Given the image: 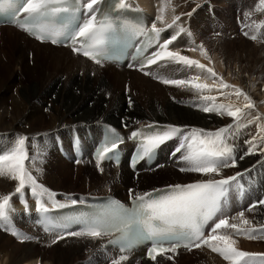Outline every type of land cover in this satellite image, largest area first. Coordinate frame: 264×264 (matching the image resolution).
I'll return each instance as SVG.
<instances>
[{
    "label": "bare ground",
    "instance_id": "6f19581e",
    "mask_svg": "<svg viewBox=\"0 0 264 264\" xmlns=\"http://www.w3.org/2000/svg\"><path fill=\"white\" fill-rule=\"evenodd\" d=\"M128 1L134 6V1H137V3H139L141 7L145 8L150 15L158 16L163 14L164 21L158 23L162 28L167 29V24L171 23L175 16H179L180 20L177 21L171 29H167L164 31L165 37L168 38L170 35L179 32L180 27L185 29L183 33L179 34L178 39L175 41L173 50L180 51L182 55H187L192 59L199 60L207 67H211L217 73V77H222L226 83L234 85L235 87L217 90L214 85L219 83L218 78H209L210 74L202 72L200 69H197L195 67L188 68L186 66L176 64L175 62L162 61L157 63L156 66L148 67L145 71L152 72L159 69L165 63H172L170 69L168 67L166 68L168 71H162L160 73L158 72V74H156V72H152L150 73V75H142L139 73L140 71L138 69H136L135 72H131L129 68H127V65L121 66L104 61H102L101 64H97L95 63V61L87 59L83 55L74 53L73 50L67 47L54 46L46 42H39L34 38L32 40V38L25 34L23 38L31 41L33 46H38L40 48V50L36 51H30L29 49L28 53L32 54V56L41 54L40 62L43 63L42 66H39L36 64V60H30L32 61V64H27V70H30L31 74L32 71H34V73H42V75L47 76V73L49 75L51 74V72L48 71L52 69L59 73H61L62 71V74L65 75L64 77L66 78V80H68L77 72H81L83 73V75H97L99 73V70L105 71L108 67H110L116 71L121 72L117 73V77L121 85L117 88H113L111 85H108L105 92H107L108 95H113V100H115L116 91L118 90V95L123 91L126 96V100L123 96L120 95L118 98V103L120 104L119 107H121L122 105H124V107L120 109L116 108L113 110V116L116 118H120L118 124L109 122L114 118L110 114V111L104 110L103 112L105 115L99 117V112L101 110L100 99L104 93L94 95L95 100L97 101L96 107L92 106L94 102L89 103V105L86 102V98H84L83 96L81 98H78L76 97V94H73L71 96V100L68 103L62 102L60 105H56V108L54 107L48 115L42 116L37 112L33 114L28 112L27 101L31 97L28 96L26 98H23L20 93L21 86L18 85L19 87H17L19 92V99L11 103L9 100L10 98L5 97V113L3 111H0V150H2L3 146H5L4 143H8L6 148H9L12 145L14 141L13 139L17 138L15 137V135L18 134L19 131L17 129V125L24 127L22 126V124L24 123V121H26V124H29V126L24 132L21 133L29 138L28 150L32 151V155L33 151L40 153L42 145L45 146L44 137L47 134L56 131L53 129V125L58 122V120L65 114L73 113V110L76 108H80L79 115H75L71 119L65 116L63 120L74 121L84 115H99V119L95 122H92V124L96 127L94 129L93 126L91 127L90 123H81L79 125L75 124L69 126L71 129H78V127L86 126L90 129V132L95 139H97L98 136H102L101 125L105 123L115 125L120 129L121 127H123V131H125L124 127L130 126L131 128L128 129L127 132H129L132 128L137 127L138 125L152 122H161L170 125L181 126L185 128V130L192 127L198 128L199 126H201L200 128L202 129L213 128L210 131H215L221 127L233 123L232 118L227 116H220L216 113H205L201 110L203 102L199 98L200 94L197 96L195 90H191L190 88L165 85L161 82V79H188V74H190V76L193 78L199 76L202 82L213 85L208 95L216 96V103H232L234 106L243 108V105L246 102L244 101L242 96L237 98L235 94L232 95L231 93L230 94L232 96H229V90L235 91L236 88H239L252 99L255 105L253 109L246 110L251 113L249 119L259 116L260 120L256 123L248 125L247 127L241 128L239 134L236 135L232 139V141L229 140L230 144L235 145V154L238 166L225 168L222 174L224 177H227L235 175L238 172L243 173L244 175L240 179V184H242L243 188L247 191L244 198H242V201H238L237 196L232 199V190L236 188L234 183L232 190L229 192L227 202L225 204L226 206L224 205L222 207V211L218 214L217 217L222 218L223 216H227L230 220V223H239V221L232 220L231 218L237 216L241 211H244V213L247 212L248 208L245 207L248 201L254 202L255 204L259 200L264 199V143H261L259 140H257L256 143L258 144V148L256 149V151L251 155H245L249 148V145L245 141L255 136L258 131V125L260 123H264V43H262V45H258L252 42V39L250 37L254 32L256 35V29H253L250 32L247 31V36L241 33L242 35H239L240 38L236 39L234 37L235 39L232 38V40L226 37L224 33L231 31L232 33H234V35L236 33L240 34L239 32H237L238 30L236 31L234 29L236 25H232L231 15L234 11L233 7L235 8V6L243 11L249 10V12H251V14L253 15V22L257 21L261 23V0H224L223 5L215 4L217 0ZM214 7L216 9V17L218 16V18H220L218 19V22L215 20L216 17L212 19L209 16L210 11L213 10ZM162 9L164 10L163 13H161ZM242 22H245L244 18ZM231 25L233 26V28H230ZM16 29L17 28H13V26L9 25L0 26L1 31L7 30L13 33H20V29L19 31H16ZM258 33L259 35H257V39L264 37V27L263 29L259 30ZM201 44H203L204 46L203 49L199 47ZM17 47L18 43L17 46L16 44H13V50ZM204 50H206L208 53L207 57L203 54ZM50 51L54 52L50 53ZM17 54L20 60H24L27 63L30 62L26 59H23L24 53L21 52L20 56L19 52ZM22 55L23 58L21 57ZM138 75H140V77ZM166 86L170 87L166 88ZM7 87L9 86H5V89ZM133 89L137 90V93L134 94L135 98H133L134 96L130 98ZM54 91L57 93L59 92L56 87L54 88ZM90 94L96 93L92 90V92L88 93V95ZM169 94H172L173 96L169 97ZM1 96L2 95L0 92V97ZM94 96L90 97L93 98ZM193 96L196 98L190 99L193 98ZM184 97L189 98L180 99ZM129 98L130 102H128ZM137 99L139 102L137 101ZM43 101H45V99H41L40 102ZM77 101L80 102V106L79 103H76ZM184 104L190 106L193 109L185 107ZM103 106L105 107L106 104H103ZM144 108H146L147 113H144ZM94 109L95 113H93ZM135 112H140V115H149L152 118L140 119L138 118L139 115L137 114L133 116V113ZM39 118H44L42 119V124H40ZM157 118H161L162 121L158 120ZM3 128H5V130ZM36 129H38L40 135L33 136L32 132ZM82 142L83 144L86 143V147L84 146V149H88L92 145V142H87L86 134L84 138L82 136ZM177 142H179V139L176 142H172L166 145L161 151L162 162L166 161L169 163L167 164V168L165 169L155 168L154 164L151 167L153 169L150 172L149 170H146L141 166L139 170L142 169V172H135L137 173V176L136 174H133L129 170V168L125 166V164H122L120 167L115 165V167H111L107 166V164L97 166V164L93 162L92 165L96 170L94 171L92 169V173L100 172L102 176L98 177L96 175L94 176V174H90L88 177H86L85 175V178H90L91 181H93V186H97L96 189L102 190V192L98 194L113 195V193L111 192V190H113L116 191L119 194V196H117L121 198H127L129 195V190L131 188H135V193L139 194L167 184L186 183L189 182L188 180L194 181L198 179H208L209 177L203 176L201 174L181 172L179 169L184 166V164L179 160L180 153H178L174 158H172V160H170V151L172 148H174L172 147L170 149V147ZM177 145H175V147ZM125 147L127 148L128 145H125ZM241 156H243V159H240ZM86 167L89 168L88 166ZM101 168L103 169V171H100ZM160 171H162L163 173L171 171L173 173L171 176L172 178L186 179L187 181L185 182L181 180H175L167 183H160L145 190L140 189L138 178H140L139 181H141L142 179L150 177L151 175H154ZM97 177L101 179L99 180V183L95 185ZM215 178L219 179L221 177L217 176ZM17 183L18 182L11 180L9 177H0V195L10 194L14 192ZM146 184L151 185L150 182H146ZM98 185H100L102 188H99ZM117 187L118 189H116ZM242 191L243 190L239 189V192ZM73 199L79 200L80 198L72 197L67 200H57L61 204H63L69 203ZM21 205L22 204L13 205L14 209L17 211L16 219L22 216L24 223H22L23 225L20 224L21 228L23 229L22 232H29L28 235L30 234V236L27 235L29 237V239L27 240L31 241L32 243L19 244L20 248H17L18 245L16 243L11 245L12 238L6 235L7 231L5 228L6 234L3 232L2 234L0 233V242L2 243L0 244V264H75L78 261L79 262L76 264H84L86 259H89V261H93L92 263L98 262L99 264H111L110 262L113 259L117 258L118 254L114 250H111V248L109 247L103 248V243L105 241V238L103 237L93 239L84 236H65L64 239H60L59 241H57L58 243H56V246L58 245V247L52 253H48V251L46 252L43 249H38V245L36 246L37 240H39L38 243L44 242L48 244L50 243V239L52 237L53 239H56L63 233H61L59 230L43 229V227L35 218V212L37 211V209H34V204L29 205V210H34L33 214L29 216L25 215L26 212H22L23 208L21 207ZM48 207L53 206L51 204L48 205ZM256 208L258 209H256L253 213L248 211L250 213L246 214L245 218L252 221L251 226L259 227L260 225H264V205L257 204ZM14 214L15 212L11 213L12 220H15ZM22 219H20V221ZM216 219L214 220V223ZM35 227H38L41 231L35 230ZM220 231L222 234H224L228 233L230 229ZM44 232H47L46 235L50 237L44 236ZM23 233L21 234L23 235ZM12 237L20 238L14 235H12ZM233 238L235 239V236H233ZM16 241L20 242L21 240L16 239ZM237 245L243 247L244 249H251L252 251L255 250L257 252L264 253V239H248L244 236L241 244L237 243ZM203 247H205L207 252L205 254L203 251H201L200 253L204 254L199 255L198 259L203 263L209 260L211 262H209L208 264H217L216 260H218V258L216 257L218 255L214 254V252H212L207 246H202V248ZM102 248L106 251L101 250ZM179 251L183 250H178L176 252ZM170 253L159 256L157 257L156 261H153L145 257L143 250H139L130 255L129 260L123 262V264H166L167 256ZM210 253L212 254L210 255ZM212 256L215 257L211 258Z\"/></svg>",
    "mask_w": 264,
    "mask_h": 264
},
{
    "label": "snow or ice",
    "instance_id": "6c2138e0",
    "mask_svg": "<svg viewBox=\"0 0 264 264\" xmlns=\"http://www.w3.org/2000/svg\"><path fill=\"white\" fill-rule=\"evenodd\" d=\"M118 2L122 4L123 0ZM98 3L99 0H0V11H8L11 22L37 40L49 41L52 44L71 41L74 52L82 53L95 63L101 64L102 59L106 58L104 45L108 34L116 31L119 25L114 22L111 15L98 17L94 9ZM261 3L264 4V0H261ZM163 11L162 9L161 13ZM156 20L163 22L164 15H158ZM179 20L180 17L175 16L172 22L167 24V29H171ZM167 29L157 27L156 23H153L149 29L136 25L126 26V30L133 35L147 37L144 47L137 49L143 56L140 61L142 71L145 67L156 65L161 61L175 62L188 68L200 69L210 74L209 78H218L219 83L214 85L217 90L235 87L226 83L222 77H217V73L211 67H207L199 60L182 55L180 51L169 50V46L185 29L180 27L179 32L170 35L161 43V34ZM244 34L248 35L247 32ZM250 38L256 40L257 35H252ZM77 44L79 47L76 46ZM155 45H158L155 51L143 55L148 48ZM199 47L204 48L203 44ZM203 54L206 57L208 55L206 50ZM199 80L200 77L197 76L192 79L162 78L161 82L165 85L195 90L200 94L199 98L203 102L202 111L220 116L226 115L232 118V124L215 131L196 127L185 130L176 125H168L158 130L155 125H148L146 131H134L131 137L137 141V162L150 159L161 145L178 138L179 143L173 155L180 153L179 160L184 166L179 170L209 178L192 183L167 185L161 189L139 194L130 189L131 207L114 200L102 209L69 217L54 227L67 229L72 224L80 226L79 231L67 232L68 236H86L93 239L115 236V239L109 242L118 244L121 253H127L139 243L150 241L152 243L147 256L153 261L166 253H175L181 246L189 250L207 246L230 264H264V253L241 250L237 247V240L233 238V235H242L248 239H264V225L251 226L252 221L245 218L244 211L231 218L239 223H230L227 216L217 218L223 204L227 202L234 183L237 189H243V185L240 184L243 173L238 172L227 177L222 174V169L238 166L235 145L230 144L229 140L238 135L241 128L259 121L260 117L249 119L251 113L246 110L253 109L255 105L241 89L236 88L235 95L237 98L243 97L246 102L243 108L232 103H216V96L203 94L205 91H211L213 85L197 82ZM257 140L264 143V123L258 125L255 136L245 141L249 145L245 155H251L256 151ZM122 143L123 140L119 136L110 135L97 152L98 165L106 158L114 159ZM240 159H243V156ZM37 164L38 161L29 155L28 138L25 136L18 137L7 150L0 152V177H9L18 182L14 193L0 195V228L11 230V234L20 237L22 242L29 237L15 230L12 223L11 213L15 211L11 203L13 195H19L27 206V200L23 198L25 190H29L36 198L37 211L41 213L49 211L45 198L54 208L68 206L61 204L56 199L55 192L38 182L37 176L33 175L31 170L35 169L39 172ZM100 171L103 169L101 168ZM217 176L221 178H215ZM79 202L73 199L70 204L74 206ZM257 204L264 205V199L251 205L247 211H252ZM214 218H217L216 222L212 224L206 235L205 227ZM229 229L233 231L224 234L220 231ZM64 238L65 235H59L52 242L56 243L57 239ZM128 259L127 254H121L117 259H113L111 264H123Z\"/></svg>",
    "mask_w": 264,
    "mask_h": 264
},
{
    "label": "rangeland",
    "instance_id": "374dc122",
    "mask_svg": "<svg viewBox=\"0 0 264 264\" xmlns=\"http://www.w3.org/2000/svg\"><path fill=\"white\" fill-rule=\"evenodd\" d=\"M223 3H224V0H217L215 2V4H218V5H223ZM233 10H234L233 14L231 15L232 25H236L234 29L236 31L238 30L237 32H239L240 34L236 33L234 35V33H232L231 31L224 33V35L226 37H228L230 40H232V38L233 39L240 38L239 35L241 36L242 34H244L247 31L250 32L253 29H256V31H257L258 26L262 23H263V27H264V4L261 3V23L257 22V21L253 22V20H252L253 15L251 14V12H249V10L243 11V10L237 8L236 6H235V8L233 7ZM209 16L212 19H214L216 17L215 7L213 10L210 11ZM243 18L245 21L244 23L242 22ZM218 19H220V18H218V16H217L215 20L218 22ZM232 25L230 28H233ZM0 26H3V25H0ZM16 31H19V29L18 30L16 29ZM1 32H3V33H1ZM19 32L20 33H16V32L13 33L11 31H7V30L6 31L0 30V92L2 95L0 97V102H1L0 111H3V112L5 111V97L10 98L9 100L11 103L19 99V92H18L19 86H21L20 93H21V96L23 98L24 97L26 98L28 96L31 97L27 101L28 112L31 114L37 112V113H40L42 116L48 115L54 107L56 108V105H58V104L60 105L62 102L68 103L71 100V96L73 94H76V97H78V98H81L82 96L84 98H86L87 104L94 102V104L92 106L96 107L97 101L95 100L94 95L104 93L100 99V109H101L99 112L100 116L99 115H96V116H91V115L85 116L84 115L81 118L76 119L74 121L63 120V118L65 116H67L68 118L71 119L73 116L79 115L80 114L79 113L80 108H76L73 110V113L65 114L64 116H62V118H60L58 120V122H56L53 125V129L56 131H53L44 137L45 146L42 145V149L40 150V153L33 151V155H32V151L28 150L30 157H33L35 160L38 161L37 167H39V169H40L39 172H37L35 169H31L33 171V175L37 176L39 183L45 185L48 189L55 192L57 194L56 198L58 200H64V199H69L72 197H78L80 195H89L92 193L93 194L94 193H97V194L101 193L102 190L96 189L97 186L96 187L93 186V184H92L93 181H91L90 178H85V175H86V177H88L90 174L91 175L94 174V176L96 175L98 177H101L102 174H100V172L99 173H92L93 172L92 169L94 171L96 170L93 167V165L90 166L87 164H82V165L76 164L73 161V159L63 156L57 150V145H56L55 139H56V137L59 136V137H61L64 144L65 143L70 144V141H71L70 138H71L73 129H71L69 126H72L75 124L79 125L81 123H84V124L90 123L91 127L93 126V129H94L96 127L92 124V122L97 121L99 119L98 116L99 117L104 116L105 115L103 112L104 110L110 111V114L113 116V110L114 109H116V108L120 109V108L124 107V105L119 107L120 104L118 103V98L120 95L123 96L126 100V96H125L123 91L118 95V93H117L118 90L116 89L117 91L115 93V100H113V95H108L107 92H105L106 87L108 85H111L113 88H117L121 85V83L117 77V73H121V72L116 71V70L108 67L105 71L99 70V73L97 75H83V73L77 72V73H75V75L73 77H71L68 80H66V78L64 77L65 75L62 74L63 73L62 71H61V73H59V72L52 70V69L50 71H48V72H51V74L49 75L47 73V76L42 75V73H36V72L34 73V71H32V74H33L32 75L31 71L27 70V64L28 65L32 64V61H30V60H36V64L39 66L40 65L42 66L43 63L40 62L41 54H36V55L32 56V54L28 53V50L30 49V51L31 50L36 51V50H40V48L38 46H33L31 41L27 40L26 38H23V36L25 35L24 32H22V31H19ZM18 34H20V35H18ZM253 35H255V32L253 33ZM223 39H225V38H223ZM252 42L256 43L258 45H262V43H264V37L256 39V40H252ZM17 43H18V47L13 50V44H16V46H17ZM252 45H255V44H252ZM18 52H19V56H20L21 52L24 53V58H23V55L21 57L23 59H26L27 61H30V62L27 63L24 60H20L18 58V54H17ZM53 52L50 51V53H53ZM171 64L172 63H169V64L165 63L159 69L152 71V72H156V74H158V72L160 73L162 71H168L166 68L168 67L170 69ZM156 65H154V66H156ZM44 66H46V65H44ZM118 68H120V67H118ZM127 68H129V67H127ZM129 70L131 72H135L136 68H135V70H132L131 68H129ZM145 70H147V68L143 69V71L139 70L140 71L139 73L142 75H150V73H152V72H148ZM146 72H148V74H145ZM188 75H189L188 79L193 78L190 76V74H188ZM191 75H193V74H191ZM138 76L140 77V75H138ZM200 81L202 82L201 79L197 82H200ZM5 86H9V87H7L5 89ZM22 86H23V88H22ZM55 87L59 90L58 93L54 91ZM103 87H104V91H103ZM168 87H170V86H166V88H168ZM92 90L96 94L88 95V93L92 92ZM136 93H137V90L133 89L132 94L130 95L131 96L130 98H132L133 96H134L133 98H135L134 94H136ZM230 93L232 95H234L235 91L229 90V96H232ZM203 94L208 95L209 91H205ZM196 95L198 96L199 94L197 93ZM90 96H94V97L91 98ZM171 96H173V95L169 94V97H171ZM130 98L128 99V102H130ZM187 98H189V97H184V98H180V99H187ZM194 98H196V97L193 96V98H190V99H194ZM41 99H45V101L40 102ZM137 101H138V99H137ZM76 103H79V106L81 105L79 101H77ZM103 104H106V106L104 107ZM184 106L187 108H190V106H187L186 104H184ZM190 109H193V108H190ZM144 111H145L144 113H147L146 108H144ZM93 113H95V109L93 110ZM136 114L139 115L138 118H140V119L152 118L149 115H140V112L133 113V116H135ZM224 116H226V115H224ZM42 119H44V118H42ZM42 119L39 118L40 124H42ZM157 119L162 121L161 118H157ZM119 120H120V118L114 117L109 122L118 124ZM98 122H100V121H98ZM26 123L27 122L24 121V123L22 124V126H24V127L17 125V129L19 131H18V134L15 135V137H17V138L20 136L26 137V135L21 133V132H24L26 130V128H28L29 124H26ZM8 124H9V122H8ZM26 125H27V127H26ZM200 127L201 126H199L198 128H200ZM99 128H100V126H99ZM3 129L5 130V128H3ZM204 129L212 130L213 128H204ZM78 130L81 132V134H83V138L86 134L87 142H90V139L88 138L89 128L86 126H82V127H78ZM86 131L88 132V134ZM32 134H33V136L34 135H40L38 129L34 130L32 132ZM17 138H15L13 140L15 141ZM231 141H232V139H231ZM178 143L179 142L172 145L170 147V149L172 147H175V145H177ZM4 144H5V146H3V149L0 150V152H3V151L8 149V148H6L8 143H4ZM4 144H2V145H4ZM84 146L86 147V143H84ZM28 147H29V144H28ZM167 158H168V155H167ZM161 162H162V160H161ZM163 162H166V161H163ZM167 164H169V163L166 162V166H167ZM86 166H88L89 168H87ZM125 166H126V164H125ZM166 166L164 168H159V169H165V168H167ZM224 170H225V168L222 169V172H224ZM172 174L173 173L171 171H168L165 173L160 171L154 175H151L150 177L142 179L141 181H139L140 178H138L139 187L141 190H145L149 187H153V186L160 184V183H167V182H171V181H175V180H181V181H185V182L187 181L186 179H180V178L174 179L171 177ZM98 177H97V181H96L95 185H97L99 183V180L101 179V178L99 179ZM188 181H190V180H188ZM146 182H150L151 185H147ZM98 187L102 188L100 185H98ZM116 189H118V187ZM132 189L135 192V188H132ZM111 192L114 195L119 196V194L116 191L111 190ZM12 193H14V192H12ZM25 194H26V196H24L23 199H26L30 203L33 201L36 202V198L33 197L32 195H29V190L26 189ZM243 195H244V192L237 195L238 201H242V198H239V197H243ZM14 196H16V195H13V198L11 201L13 204L22 201L20 196L19 197H14ZM47 202H50V201H47V199L45 198L46 205H48ZM246 204L247 205L245 208H249L251 205H253V202L248 201V203H246ZM29 205H31V204H29ZM256 209H258V208H254L250 212L253 213V212H255ZM14 212H15L14 219L16 220L17 211L15 210ZM250 212H248V211L245 212V215L249 214ZM20 219H22V216L18 217L17 220L13 223L15 224L17 222L16 223L17 227L22 229L20 224L23 225L24 223H23V219L21 221H20ZM27 225H28V223H27ZM27 225H26V227H27ZM246 227H248V226H246ZM20 229H18L19 232L23 233L22 230H20ZM35 230L38 231V229H36V227H35ZM6 231H7V234L5 233V228H0V233L2 234V232H3L7 236H10L12 238L11 245L16 243L18 245L17 248H20L19 244L32 243L31 241H28V240H24L23 242L22 241L18 242V241H16V239L21 240L20 238L12 237L11 230L6 229ZM232 231L233 230H230L228 233H231ZM24 233H23V235L27 236L29 232H24ZM43 234L46 237H50V236H47L45 233H43ZM28 236H30V234ZM233 236H235V239L237 240V243H239V244H241V241L244 239V236H242V235H233ZM59 240L57 239V241H59ZM38 241L39 240H37L36 242L38 243ZM52 241H53V237L50 239V243L46 244L44 242L43 243L39 242L38 244L36 243V246L38 245V247H37L38 249H43L46 252L48 251V253H52L58 247V245L56 246V243H58V242L53 243ZM41 243H42V245H41ZM0 244H2V243L0 242ZM43 244H46V245H43ZM237 247H239L241 250H244V251L261 253V252L255 251V250L252 251L251 249H244L243 247H240L239 245H237ZM16 250H19V249H16ZM101 250L106 251L103 248ZM201 251H203L205 254L207 252L205 247H203V248L201 247L199 249L196 248L195 250H186V251L183 250V251H179V252H175V253H170L173 255L167 256L166 264H205V263L208 264L209 262H211V261L207 260L205 263H203L202 261H200L198 259L199 255L204 254V253H200ZM211 254L212 253H210V255ZM214 254L219 256V257L218 256L216 257V258H218V260H216L217 264L218 263L219 264H230V262L226 261L219 253H214ZM168 257H171V259H169ZM213 257H215V256H212L211 258H213ZM76 261H78V260H76ZM78 262H76V263H78ZM92 262L93 261H89V259H86L84 264H99L98 262H96V263H92Z\"/></svg>",
    "mask_w": 264,
    "mask_h": 264
},
{
    "label": "trees",
    "instance_id": "16d2710c",
    "mask_svg": "<svg viewBox=\"0 0 264 264\" xmlns=\"http://www.w3.org/2000/svg\"><path fill=\"white\" fill-rule=\"evenodd\" d=\"M191 108V107H190ZM137 117V116H136Z\"/></svg>",
    "mask_w": 264,
    "mask_h": 264
}]
</instances>
